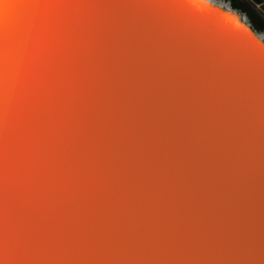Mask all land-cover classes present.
Wrapping results in <instances>:
<instances>
[{
  "label": "water",
  "instance_id": "water-1",
  "mask_svg": "<svg viewBox=\"0 0 264 264\" xmlns=\"http://www.w3.org/2000/svg\"><path fill=\"white\" fill-rule=\"evenodd\" d=\"M247 17L0 0V264H264V37Z\"/></svg>",
  "mask_w": 264,
  "mask_h": 264
},
{
  "label": "rangeland",
  "instance_id": "rangeland-1",
  "mask_svg": "<svg viewBox=\"0 0 264 264\" xmlns=\"http://www.w3.org/2000/svg\"><path fill=\"white\" fill-rule=\"evenodd\" d=\"M230 1L232 6L236 8H240L248 14L251 21L258 29V31L264 32V0H261L260 1L261 3L259 5H257L255 2L250 0H230Z\"/></svg>",
  "mask_w": 264,
  "mask_h": 264
},
{
  "label": "clouds",
  "instance_id": "clouds-1",
  "mask_svg": "<svg viewBox=\"0 0 264 264\" xmlns=\"http://www.w3.org/2000/svg\"><path fill=\"white\" fill-rule=\"evenodd\" d=\"M221 7L224 8L226 11L232 14V16L236 17L237 19L242 21L244 24H247L249 28L251 27V22L248 20L246 13H241L237 10L232 9L230 0L228 2H224V0H221ZM259 7V6H257Z\"/></svg>",
  "mask_w": 264,
  "mask_h": 264
},
{
  "label": "built area",
  "instance_id": "built-area-1",
  "mask_svg": "<svg viewBox=\"0 0 264 264\" xmlns=\"http://www.w3.org/2000/svg\"><path fill=\"white\" fill-rule=\"evenodd\" d=\"M250 1H253V2H255L254 0H250ZM256 3V2H255ZM261 2H259V3H256L257 5H259Z\"/></svg>",
  "mask_w": 264,
  "mask_h": 264
},
{
  "label": "bare ground",
  "instance_id": "bare-ground-1",
  "mask_svg": "<svg viewBox=\"0 0 264 264\" xmlns=\"http://www.w3.org/2000/svg\"><path fill=\"white\" fill-rule=\"evenodd\" d=\"M262 36L264 37V32L262 33Z\"/></svg>",
  "mask_w": 264,
  "mask_h": 264
}]
</instances>
